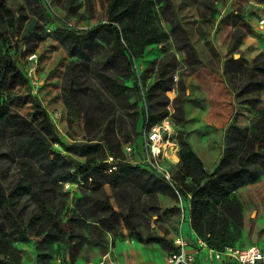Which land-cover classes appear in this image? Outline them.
Returning <instances> with one entry per match:
<instances>
[{"label":"rangeland","instance_id":"obj_1","mask_svg":"<svg viewBox=\"0 0 264 264\" xmlns=\"http://www.w3.org/2000/svg\"><path fill=\"white\" fill-rule=\"evenodd\" d=\"M171 1L200 62L188 64L185 52L177 48L176 35L164 18L169 11L162 14L159 9L162 1L156 5L158 22L168 38L146 46L133 59L132 73L124 58L110 59L115 49L111 33L100 30L89 36L83 52L67 33L82 35L105 22L103 0H0V53L24 75L15 85L0 83V185L7 191L23 176L34 180V173L42 181L50 214L45 216L36 196L26 195L18 199V221L26 228L37 216L54 231L56 224L65 231L56 233L51 247L41 251L35 237L11 239L19 264H90L110 248L123 253L125 235L135 240L134 247L151 249L161 259L172 249L174 235L191 232V219L186 216L194 182L180 160H163L170 180L144 163L135 166V174L97 176L94 181L79 168L89 161L124 159L126 141L138 148L151 99H159L156 109L167 111L171 140L179 149L182 136L204 155L216 156L217 164L229 127L245 121L239 108L257 111L261 106L263 88L251 85L243 94L246 99H260L257 104L242 103L237 88L252 60L260 53L264 57V26H258L264 18V2ZM246 50L254 53L250 60L243 55ZM169 53L174 54L176 66L158 79L159 65ZM232 55L247 61L241 70L230 68ZM256 75L264 79L260 72ZM186 79H200L209 94L190 89ZM164 80L170 83L165 90ZM35 105L45 112L58 137L41 157L23 150L25 136L40 120ZM144 153L137 152L136 159ZM232 195L242 216L240 236L232 247L254 244L264 250V174ZM0 214L8 227L3 210ZM151 236L163 239L143 243Z\"/></svg>","mask_w":264,"mask_h":264},{"label":"trees","instance_id":"obj_2","mask_svg":"<svg viewBox=\"0 0 264 264\" xmlns=\"http://www.w3.org/2000/svg\"><path fill=\"white\" fill-rule=\"evenodd\" d=\"M162 1L159 9L162 14L169 11L170 15L164 18L170 23L172 33L176 35L177 48L185 52L188 64L200 62L195 47L188 39L186 30L175 13L171 0H103L105 22L98 23L82 35L73 30L67 33L75 38V46L81 52L84 51L85 40L89 36L100 30L111 33L115 40V49L110 59L116 55L124 58L125 68L133 73V59L139 57L146 46L161 43L168 38V34L158 22L159 12L156 5ZM260 1L264 2V0ZM165 58L159 65L158 79L174 70L176 66L173 53L167 54ZM230 62V68L235 66L238 70H241L243 64L247 63L241 56L236 58L235 55L231 56ZM257 71L264 76L263 53L253 59L250 67L246 69V79H239L237 95L242 103L257 104L261 101L258 98H244L243 94L251 85L263 88L259 92V97H264V79L257 77ZM20 79H24V75L0 53V83L15 85ZM158 84L161 85V82ZM161 86L165 90L170 87V83L164 80ZM158 105H160L159 99H151V113L145 116L148 124L158 122L167 115L166 110L159 111L155 108ZM35 109L40 120L37 126H33L25 136L23 150L30 155L41 157L49 148L50 141H57L58 137L45 112L39 105H35ZM178 156L185 175L190 176L194 182L191 188L190 214L188 215L191 219L192 231L196 237L202 238L213 249L222 250L225 247H232L240 236L242 225L241 206L232 192L264 174V105L258 107L249 125L234 124L229 127L222 156L211 173L204 169L203 162L190 143L182 136ZM114 157L113 162L109 160L96 163L89 161L81 164L80 172L87 180L94 181L97 176L103 179L108 175L111 177L112 175L135 174V166H141L124 161L123 158ZM32 175L34 180L23 176L7 191L0 185V210H3L9 223L6 227L1 221L0 214V254L4 256V259H0V264H19V256L15 255L11 247V239L15 240L17 235L21 236V240L28 236L37 238L36 249L41 251L51 247L56 239V233L65 232L60 224H56L57 231H54L47 221L37 216L29 220L26 228L18 221L16 217L20 215V212L16 210L18 199L26 195L36 196L45 216L49 217L50 214L45 203V189L42 181H39L34 173ZM162 239L159 236H151L147 237L143 243Z\"/></svg>","mask_w":264,"mask_h":264},{"label":"built area","instance_id":"obj_3","mask_svg":"<svg viewBox=\"0 0 264 264\" xmlns=\"http://www.w3.org/2000/svg\"><path fill=\"white\" fill-rule=\"evenodd\" d=\"M259 24L264 26V19L259 20ZM56 116V113H55ZM172 125L168 117L153 124H148L146 120L142 129L139 146L131 141L122 144L125 158L131 164H145L154 172L160 174L164 179L170 180L168 169L163 165V160L167 159L171 163L179 160V147L175 140H171ZM142 159H136L137 152L142 153ZM189 216L186 218L189 221ZM174 248L169 251L163 264H203L200 252L204 251L206 264H264V251L257 245H248L243 248L225 247L216 250L209 247L206 242L196 237V240H189L183 235H176L173 240ZM106 256H103L100 264H105Z\"/></svg>","mask_w":264,"mask_h":264},{"label":"crops","instance_id":"obj_4","mask_svg":"<svg viewBox=\"0 0 264 264\" xmlns=\"http://www.w3.org/2000/svg\"><path fill=\"white\" fill-rule=\"evenodd\" d=\"M258 6L260 9H263L262 3L259 2ZM261 19H264V18H261ZM258 26H262V25L258 24ZM243 55L248 60H250L251 58L254 57V53L251 52L250 50H246L243 53ZM186 83L190 86V89L192 87H196V88L200 89L201 92L209 94V90H208L209 88L206 86L207 84H203L200 79H186ZM263 105H264V99H263V102L261 103V106H263ZM239 109L242 110L240 116H242L245 121L243 123L238 122V124H240V125L248 124L251 121V119L253 118L256 110H250V109H245V108H239ZM192 147H193V150L195 151V153L199 156V158L203 162L205 170L207 172L211 173L210 170H212L217 164V157L213 156L211 154H207V153L204 155V153L200 152L199 148L193 143H192ZM124 233H125V229H124ZM180 234L189 240H192V241L196 240V235L192 230H191V232L188 231L187 234H184V232H181ZM175 236L176 235H174V237ZM173 238H172V240H173ZM125 243H126L127 247L125 248L123 253L120 252L118 247L114 248V249L110 248V250L108 252H106L105 254H103L101 256V258L97 260V262H93V263L91 262L90 264H100L103 256H106L105 264H163L164 258L166 256V254L168 253L167 252L160 259L156 255H154V253L151 249H148L145 247H137V248L134 247L133 245H135L136 242L133 238H129L128 235H125ZM112 250H113V252H112ZM114 255L116 257H114ZM204 256H205V252L201 251L200 252L201 261L203 262V264H206L205 260H204ZM56 261L58 262L59 259H56ZM32 264H36V263H32Z\"/></svg>","mask_w":264,"mask_h":264},{"label":"water","instance_id":"obj_5","mask_svg":"<svg viewBox=\"0 0 264 264\" xmlns=\"http://www.w3.org/2000/svg\"><path fill=\"white\" fill-rule=\"evenodd\" d=\"M236 56H238V55H236ZM0 259H4V256L2 254H0Z\"/></svg>","mask_w":264,"mask_h":264}]
</instances>
